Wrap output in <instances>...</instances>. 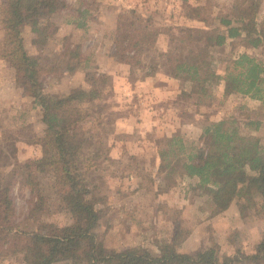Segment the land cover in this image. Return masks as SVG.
Returning <instances> with one entry per match:
<instances>
[{
	"label": "rangeland",
	"instance_id": "rangeland-1",
	"mask_svg": "<svg viewBox=\"0 0 264 264\" xmlns=\"http://www.w3.org/2000/svg\"><path fill=\"white\" fill-rule=\"evenodd\" d=\"M11 1L1 0L0 3V172L9 161L25 162L40 158V139L45 131L42 110L32 103V98L22 89L16 70L6 58L7 52L14 48L12 43L7 42L10 23L6 20V10ZM64 1L67 2V9L52 20L63 29L65 35L50 41L41 55L31 58L38 61L42 70L45 92L50 95L57 92L53 96L58 98L77 83L75 79L64 80L62 75L55 73L57 68L62 70L69 62L61 56L67 46L70 49L81 46L83 57L89 62H93L98 54L106 62L103 66L106 69L100 70L92 65L93 69L88 70L97 72L103 98L91 107L93 117L84 124L89 141L82 160L92 190L89 197L96 202L102 215L95 230L97 239L104 242L109 250L120 252L142 247L157 255L163 244L171 243L179 234V238L187 237L179 248L183 253L182 247L192 230L207 222L206 241L198 252L215 248L219 253L221 245L216 242L217 229L210 223L214 217H210L207 211V187H201L196 178H179L174 189L159 194L161 177L158 172V151L164 146L163 141L173 136L201 144L203 127L222 119L236 120L242 135L260 137L264 144V104L240 94L224 97L222 85L215 82L209 84L210 97L198 100L197 95L191 93V83L179 80L170 85L166 79H162L168 70L165 63L167 52L175 50L183 55L196 46L192 42L181 41L186 36L182 32L186 27H181L177 19L175 11L181 6L177 2ZM218 2L224 6L228 0H192L190 5H182L181 9L201 14L215 28L220 17V12L214 9L215 5H220ZM86 7L87 14L82 17L81 12ZM120 17L123 19L120 20ZM132 22L134 26H130ZM79 24L86 26L78 27ZM120 24L124 25L123 31L149 28L157 36L153 50L144 52L138 65L120 61L116 53L112 37ZM243 53L264 59V49L254 50L242 46L240 40L231 41L211 55L217 74L223 75L231 61ZM115 60L127 68L111 66ZM52 75L56 78H52ZM152 77L159 78L156 89L171 88L173 94L165 95L164 91L156 94L150 87L142 86ZM90 87L88 84L85 89ZM251 123H260L261 128L256 131L255 126H250ZM246 173L252 174L250 171ZM246 173L240 178L245 179ZM39 180L43 200L32 195L29 188L22 187L19 183L21 179L16 180L12 197L17 226L24 232L45 233L50 227L71 224V215L60 208L54 171L48 169ZM237 180L240 179L235 180L239 190L242 184ZM254 199L257 202L260 197ZM240 202L245 206L244 199ZM254 207L247 204V209L241 213L245 223L240 230L230 232L232 237L236 235L237 239H241L239 231L245 230L242 233H247L246 228L250 227L248 223L258 222L261 219L258 215L264 217L260 209ZM238 255L247 257L245 253L239 252ZM239 262L253 261L245 259L236 263ZM0 264L30 262L24 254H19L1 256Z\"/></svg>",
	"mask_w": 264,
	"mask_h": 264
},
{
	"label": "trees",
	"instance_id": "trees-1",
	"mask_svg": "<svg viewBox=\"0 0 264 264\" xmlns=\"http://www.w3.org/2000/svg\"><path fill=\"white\" fill-rule=\"evenodd\" d=\"M187 1V0H184ZM262 0H235L227 7L215 28L205 17L203 29L185 28L182 42L196 46L183 55L174 51L166 53L165 63L170 78L184 80L192 85V95L197 99L210 97L209 84L222 85L223 96H247L264 104V59L243 53L218 75L212 53L228 40H240L250 49H264V19L261 16ZM64 0H12L6 10L10 23L7 42L14 48L6 54L11 67L18 75L22 89L34 99V105L43 112L44 137L40 139V158L25 162L9 161L0 172V257L24 254L30 264H235L241 260L264 261V238L255 253L244 257L221 259L215 248L201 250L195 255L181 253L179 248L187 238L177 234L171 243L160 247L159 254L138 247L123 251L109 250L96 237L102 215L92 193L89 178L82 160L89 138L84 124L93 117L91 107L103 98L98 74L83 57L81 46L61 54L69 60L57 75L75 74L87 66L86 82L90 89L78 87L62 97L47 94L43 88L42 70L36 59L25 48L23 33L29 28L36 36L34 43L41 50L48 46L58 32L52 20L67 9ZM86 7L82 17L87 14ZM261 18V20H260ZM123 17H120V20ZM86 24H79L78 27ZM130 26H134L133 22ZM121 24L113 38L120 61L128 65L140 64V57L153 50L156 34L149 28L124 30ZM198 51H196V50ZM130 53H133L130 55ZM210 55V56H209ZM74 61V62H73ZM96 70L97 67H94ZM59 70V71H58ZM256 131L260 123H251ZM158 151V172L161 182L158 193L170 192L179 178H196L201 187H207V211L215 217L244 199L241 213L255 206V197L262 199L260 211L264 214V144L260 137L242 135L236 120H218L203 127L202 143H190L179 136L164 140ZM54 171L60 208L67 211L72 223L63 227H50L45 233L22 231L15 223V202L12 191L16 180L29 188L32 195L43 200L40 176ZM250 171L252 174H247ZM246 173V178L240 177ZM242 184L238 190L235 180ZM187 236V235H186ZM244 258V259H243Z\"/></svg>",
	"mask_w": 264,
	"mask_h": 264
},
{
	"label": "crops",
	"instance_id": "crops-1",
	"mask_svg": "<svg viewBox=\"0 0 264 264\" xmlns=\"http://www.w3.org/2000/svg\"><path fill=\"white\" fill-rule=\"evenodd\" d=\"M164 1H166L168 3L169 2L170 3L177 2L178 5H181V6L182 5H190L192 3V0H187V1H184V0H164ZM234 1L235 0H228L227 4H225L226 6L225 5L223 6L218 2L220 5H218V7H217V5H215L214 9H216V10H218V12H220V17H221L225 8L231 6V4H233ZM0 3H1V0H0ZM168 6H169V4H168ZM181 6H179L180 9H179V7H177V9L175 11V13H177V19L180 20L181 27L184 26L186 28L192 27V28H196V29H203L205 26V23L202 21L203 18L201 17V14L198 15L196 13L187 12L185 10H182ZM165 9H164V11H165ZM2 14H4V13L2 12ZM261 16H262V18H264V0H262ZM220 17L218 19L219 21H220ZM219 21H218V23H219ZM66 29H70V28H66ZM62 31H63V29L59 28L58 32L56 33V36L50 41L52 42V41H55V39H57L59 37H63L65 35V33H62ZM113 31L115 32L116 28ZM23 37H24L25 48H26L27 52L29 53V55L35 56V57H38V55H41L42 50L40 48H38L34 43L36 36L31 32V30L29 28H25L24 33H23ZM110 37L111 36H109L108 38H110ZM113 38H114V35L112 37V41H113ZM90 41L94 42V40H92V39ZM230 42H231V40H228L226 44H228ZM56 43H57V41H56ZM98 48H101V47L99 46ZM82 51H84V50H82ZM98 56H100V55L98 54L95 57L96 58V59H94L95 62L94 61L89 62V64L91 66L95 65L101 70V68H103V66L106 62L103 60V58L101 59V57H98ZM107 66L109 67V65H107ZM111 66L124 67L123 69L127 68V66L122 65L121 62H118L116 60L113 63H111ZM87 69H88L87 66H84L73 75H70V74L62 75V78L64 80L66 79V80L71 81V79L72 80L75 79V81L77 82L64 95L68 94L74 88H78V87L85 88L86 85H88V83L86 82V77H85V73H86L85 70H87ZM103 69H106V68H103ZM100 70H98V71H100ZM52 78H56V77L53 76ZM162 79H166L165 80L166 83L170 84V85H172L173 83L179 82V80L170 78L167 75L162 76ZM56 80H58V79H56ZM157 81H159L158 77L157 78L152 77V79H147V81H144V83H142V86L150 87L152 89V91L153 90L155 91L156 94H159L161 91H164L165 95H167V93L169 95L173 94V92L171 91V88L165 87L164 89H156L157 88L156 87ZM56 94H57V92H52V95H56ZM246 98H248V97H246ZM248 99H250V98H248ZM31 100H32V103L34 104V99L32 98ZM216 121H218V120H216ZM188 180H192V179H188ZM261 203H262V199L260 197V199H258L256 204H255L256 208L260 209ZM242 205H243L242 202L234 201L228 210H226L225 212H223V213L215 216L214 218L210 219V223H212V225L215 226V228L217 229L215 236H216V242H218V244L221 245V248L219 247V257L221 259L226 258V257H235L238 255L239 252L245 253L247 256H251L252 254L255 253L256 246L264 238V224H263L264 217L262 215H258L261 218L258 222L254 221V223H248L250 225V227L246 228L248 231L247 233H242L245 230L238 232L241 236V239H237L236 235H234L233 237L231 236L232 234L230 232L232 230H235V229L240 230L245 223V220H244L245 217H243L241 215V212H240V208L242 207ZM206 224H207V222L200 224V226L198 228L195 227L194 230H192L190 237L187 239V241L184 243V245L182 247L183 253L189 254V255H194L198 252V250L201 248L202 243H204V241H206V240H204V238L206 239V234H205L206 233V226H205ZM236 264H264V261H261V262H239Z\"/></svg>",
	"mask_w": 264,
	"mask_h": 264
}]
</instances>
